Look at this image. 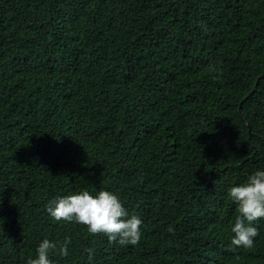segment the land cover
Listing matches in <instances>:
<instances>
[{"label":"trees","instance_id":"trees-1","mask_svg":"<svg viewBox=\"0 0 264 264\" xmlns=\"http://www.w3.org/2000/svg\"><path fill=\"white\" fill-rule=\"evenodd\" d=\"M255 170L264 0H0V264L65 237L53 264H264V219L231 245ZM82 190L117 193L139 243L51 218Z\"/></svg>","mask_w":264,"mask_h":264},{"label":"clouds","instance_id":"clouds-1","mask_svg":"<svg viewBox=\"0 0 264 264\" xmlns=\"http://www.w3.org/2000/svg\"><path fill=\"white\" fill-rule=\"evenodd\" d=\"M227 192L238 213L231 227L234 234L231 245L234 249L252 248L260 234L254 226L255 221L264 219V170L253 171L243 183L230 187ZM45 208L54 220L85 225L90 234L104 235L110 244L135 246L142 236V219L137 215L129 216L115 192L100 190L93 196L89 191L82 190L51 199ZM71 243V237H65L63 242L44 238L36 248V258H29L27 264H53L50 254L69 256ZM85 251L91 262L94 250L87 248Z\"/></svg>","mask_w":264,"mask_h":264},{"label":"water","instance_id":"water-1","mask_svg":"<svg viewBox=\"0 0 264 264\" xmlns=\"http://www.w3.org/2000/svg\"><path fill=\"white\" fill-rule=\"evenodd\" d=\"M255 86H256V83H255V85H254V88H255ZM254 88H253V89H254Z\"/></svg>","mask_w":264,"mask_h":264}]
</instances>
